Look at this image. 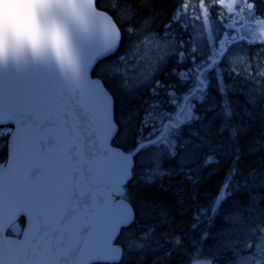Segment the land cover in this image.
Segmentation results:
<instances>
[{"label":"snow or ice","instance_id":"obj_1","mask_svg":"<svg viewBox=\"0 0 264 264\" xmlns=\"http://www.w3.org/2000/svg\"><path fill=\"white\" fill-rule=\"evenodd\" d=\"M0 4V264H143L149 255L153 264H167L177 251L187 264H212L202 247L183 251L185 237L171 230L169 210L139 193L176 177L199 184L198 173L247 131L246 119L264 121V113L235 105L219 78L220 99L213 95L209 70L219 53L211 45L222 49L219 39L205 36L207 59L187 71L178 68L195 62L197 48L183 37L170 42L171 52L126 46L96 68L120 42L102 2L100 9L97 0ZM173 54L177 80L162 83L155 77ZM246 103L255 109L264 98ZM240 191L247 202L222 213ZM193 201V231L222 221L214 234L201 232L199 244L215 240L231 254L228 264H264V173L233 166L209 204Z\"/></svg>","mask_w":264,"mask_h":264},{"label":"trees","instance_id":"obj_2","mask_svg":"<svg viewBox=\"0 0 264 264\" xmlns=\"http://www.w3.org/2000/svg\"><path fill=\"white\" fill-rule=\"evenodd\" d=\"M246 1L253 5L255 14L264 19V0ZM101 2L108 9L107 13L110 14L117 24L121 33V42L116 53L108 57L107 60L100 61L96 68H100L101 65H106L109 61L115 60L124 53L126 46L132 48L133 44L141 36L154 38L153 40L165 38L164 30L172 23L173 16H175L179 8L188 2H192V0H98V9H100ZM196 2H201L208 9H211L210 12H213L220 0H196ZM216 17L210 15L209 22H213L216 25ZM166 37L172 42L180 37L188 40L185 37L189 36L187 33L181 36L178 31L175 39L171 38V36ZM236 48L239 49L240 62L243 60L240 66H235L228 62V57ZM181 50L184 51L186 57L192 55L188 45L183 46ZM201 55L202 53L200 55L197 53L193 63L201 64L203 61ZM175 60L174 54L169 55L166 58V66L163 71L155 78L166 84L176 82L177 77L171 74V69L176 66ZM190 60L187 59L185 64L178 68V71H187L192 66ZM96 68L92 73L94 77H96ZM209 75L213 84L211 91L216 100L220 99L219 93L215 91L216 78H219L220 86L230 90L229 98L235 105H243L258 114L264 113V103H259L255 109H252L246 103V97L248 96L255 97L257 100L264 98V42L255 44L236 43L229 48L220 64H214V68L209 70ZM105 87H110V85L105 84ZM149 96L150 93L145 91L144 98L148 99ZM161 99H165L163 94ZM119 103V100H116L117 112ZM245 123L248 125L247 131L239 136L237 144L232 145L230 151L226 150L217 156L218 164L209 165L198 173L200 177L199 184L193 186L190 182L182 181V178L176 177L170 183L166 181L163 189L159 187H141L139 193L142 198L153 200L169 210L174 218L170 225L171 230L185 237L183 240L185 245L183 251L192 253L196 251L197 247H202L204 256L212 258L217 264H228L231 254H224L216 241L211 238L204 240L202 245L198 242L200 241L201 232L207 230L214 234L222 226V221L218 217L215 221V226L201 225L193 231L191 229V224L194 223L191 206L194 203V196L196 197V203L209 204L219 192L226 173L233 166L245 175L253 169L257 173H264V146L257 149V142L264 145V121H261L259 115H257L254 120L249 121L246 119ZM237 152L240 157L238 161L235 160ZM3 154L4 147L0 145V156H3ZM177 190L183 194V203L178 201ZM247 198L248 193L245 191L233 193L222 204V213L230 212L236 202L246 203ZM185 209L187 211H184ZM161 231H169V226H164ZM190 241L191 244L189 243ZM214 256L215 258H213ZM143 264H153V256H147ZM167 264H187V256L180 251L174 252Z\"/></svg>","mask_w":264,"mask_h":264},{"label":"rangeland","instance_id":"obj_3","mask_svg":"<svg viewBox=\"0 0 264 264\" xmlns=\"http://www.w3.org/2000/svg\"><path fill=\"white\" fill-rule=\"evenodd\" d=\"M251 5L246 0H224V3H217L216 8L213 12L211 9L201 2H188L183 7L179 8L175 16L180 17L179 21H172L170 24L171 28H166L169 32L173 33L171 38L175 39L176 34L179 33L183 36L187 33L189 41L191 40L192 47L197 48V53L199 55L202 53L201 57L203 61L207 59L209 52L208 47L204 46L205 36L209 40L215 41L217 38L223 44V48H219L216 44H212L211 48L214 53H219L215 56L214 64H220L223 57L227 54L229 48L234 46L238 42H245L247 44H255L264 42V19L259 17L254 12V7H249ZM232 11H229V9ZM204 9H207V19L204 20ZM210 15L217 16L215 25L213 22H209ZM201 17V19H197ZM181 25H186V27H181ZM169 26V25H168ZM166 29L164 32H166ZM144 34V33H143ZM229 34L235 37V40L229 39ZM154 38L141 36L132 46L138 50L144 51L145 49L155 53L161 51L171 52L170 45L171 40L166 36L162 40H153ZM188 45V43H185ZM239 49L232 51L228 57L229 64L240 66L243 60L240 62ZM202 51V52H201ZM196 53V54H197ZM167 58V57H166ZM191 61V67H193V61ZM202 61V62H203ZM227 61V59H226ZM210 260L212 264H217L212 258L206 257ZM206 264V262H202Z\"/></svg>","mask_w":264,"mask_h":264},{"label":"water","instance_id":"obj_4","mask_svg":"<svg viewBox=\"0 0 264 264\" xmlns=\"http://www.w3.org/2000/svg\"><path fill=\"white\" fill-rule=\"evenodd\" d=\"M97 1H98V0H97ZM96 6H97V5H96ZM107 15L110 16V14H108V13H107ZM110 17H111V16H110ZM111 19H112V21H114L112 17H111ZM115 24H116V23H115ZM116 26H117V24H116ZM117 28H118V26H117ZM120 42H121V33H120ZM120 42H119V45H120ZM98 63H99V62H98ZM94 69H95V68H94ZM94 69H93V70H94ZM92 73H93V71H92ZM92 73H91V77H92V78H96V77L93 76Z\"/></svg>","mask_w":264,"mask_h":264},{"label":"clouds","instance_id":"obj_5","mask_svg":"<svg viewBox=\"0 0 264 264\" xmlns=\"http://www.w3.org/2000/svg\"><path fill=\"white\" fill-rule=\"evenodd\" d=\"M0 7H3V5H2V4H0Z\"/></svg>","mask_w":264,"mask_h":264}]
</instances>
